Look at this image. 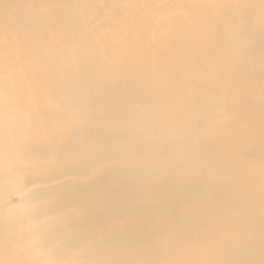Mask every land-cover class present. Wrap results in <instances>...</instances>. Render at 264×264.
Returning <instances> with one entry per match:
<instances>
[{
    "label": "bare ground",
    "instance_id": "1",
    "mask_svg": "<svg viewBox=\"0 0 264 264\" xmlns=\"http://www.w3.org/2000/svg\"><path fill=\"white\" fill-rule=\"evenodd\" d=\"M0 264H264V0H0Z\"/></svg>",
    "mask_w": 264,
    "mask_h": 264
},
{
    "label": "rangeland",
    "instance_id": "2",
    "mask_svg": "<svg viewBox=\"0 0 264 264\" xmlns=\"http://www.w3.org/2000/svg\"><path fill=\"white\" fill-rule=\"evenodd\" d=\"M9 203H12L14 206L19 203V198L17 195L10 196Z\"/></svg>",
    "mask_w": 264,
    "mask_h": 264
}]
</instances>
